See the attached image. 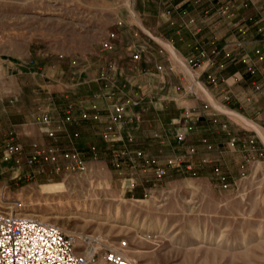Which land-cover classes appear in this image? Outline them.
Returning <instances> with one entry per match:
<instances>
[{
	"label": "rangeland",
	"instance_id": "rangeland-1",
	"mask_svg": "<svg viewBox=\"0 0 264 264\" xmlns=\"http://www.w3.org/2000/svg\"><path fill=\"white\" fill-rule=\"evenodd\" d=\"M182 1L0 0V211L130 264H264V0H205L230 33L213 66L224 106L195 58L154 37ZM208 109L214 148L196 120Z\"/></svg>",
	"mask_w": 264,
	"mask_h": 264
},
{
	"label": "built area",
	"instance_id": "built-area-1",
	"mask_svg": "<svg viewBox=\"0 0 264 264\" xmlns=\"http://www.w3.org/2000/svg\"><path fill=\"white\" fill-rule=\"evenodd\" d=\"M225 10L224 5L217 7L218 13L224 14ZM144 52L145 46L140 45L135 51H131V56L133 60H138ZM221 53H224V47L220 49L214 47L206 58L207 66L223 67L222 63H217V57ZM201 54L207 55L204 51H201ZM189 61L193 62L194 59L191 58ZM128 103L137 105L139 102L129 99L127 103H115L110 115L111 121L116 122L126 114ZM82 116L84 119L97 120L99 118L97 113L84 112ZM178 138L182 140L183 135H178ZM16 151V147L8 146L3 158L9 159ZM72 155L75 160L74 165L70 167L83 169V161L77 154ZM41 156V151L37 149L27 159V163L36 164ZM51 159H55V156L52 155ZM163 172V170L159 171V175ZM81 237L79 233L65 232L53 223L0 211V264H130L115 249L104 247L102 248L104 251L101 252L95 247L78 245V239Z\"/></svg>",
	"mask_w": 264,
	"mask_h": 264
},
{
	"label": "crops",
	"instance_id": "crops-1",
	"mask_svg": "<svg viewBox=\"0 0 264 264\" xmlns=\"http://www.w3.org/2000/svg\"><path fill=\"white\" fill-rule=\"evenodd\" d=\"M205 3V0H189L188 2L182 1L176 3L174 10L179 17L177 20L170 22L172 26L163 32L161 31L162 27L160 24L152 28L156 30L163 39L157 38L156 36L154 37L162 45H165L172 55H176L174 51L175 48L182 56L193 57L199 62V66L197 67L198 76L205 75V77L211 79L208 80V82H213L210 83V94L224 106V76L219 79L215 78L213 73L217 71L218 68L208 67L206 58L213 47H220L224 44V41L231 40L230 37H228L230 33L224 38V24L222 21L211 16L203 15V11L207 7ZM201 51H205L207 55H202ZM219 59L223 61L224 55H221ZM221 69L224 71V66ZM234 75H236V73H234ZM189 102L192 107L197 105L200 108L203 107L200 105L197 98L191 99ZM208 104L211 105L210 103ZM203 112V115H201L202 117H197L196 120L199 119V123H204L201 125V127H203L204 137L207 138L208 143L211 144L210 146L214 148L215 143H213L212 140L215 139L214 134L217 127L213 125L216 119L212 116L215 115V112L209 109ZM219 121L224 125V116ZM223 144L224 142L222 143V149H224ZM195 148L197 149L200 147L196 146ZM213 148L211 150L206 148V151L211 153ZM220 163L222 164V162Z\"/></svg>",
	"mask_w": 264,
	"mask_h": 264
},
{
	"label": "bare ground",
	"instance_id": "bare-ground-1",
	"mask_svg": "<svg viewBox=\"0 0 264 264\" xmlns=\"http://www.w3.org/2000/svg\"><path fill=\"white\" fill-rule=\"evenodd\" d=\"M228 112V111H227ZM234 114V113H233ZM28 215V214H27ZM31 216V215H30ZM47 219V218H46ZM44 220V219H43ZM48 221V220H47ZM90 240V239H89ZM212 253H214V251L212 252ZM213 255H216L217 256V253H214Z\"/></svg>",
	"mask_w": 264,
	"mask_h": 264
}]
</instances>
